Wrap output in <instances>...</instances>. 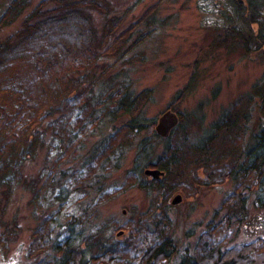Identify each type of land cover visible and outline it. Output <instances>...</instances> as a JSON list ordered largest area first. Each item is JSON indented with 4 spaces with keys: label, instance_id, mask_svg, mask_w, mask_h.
<instances>
[{
    "label": "trees",
    "instance_id": "obj_1",
    "mask_svg": "<svg viewBox=\"0 0 264 264\" xmlns=\"http://www.w3.org/2000/svg\"><path fill=\"white\" fill-rule=\"evenodd\" d=\"M248 3L253 20L247 22H243L244 9L237 0H227L224 5L216 0L208 9L222 13L226 29L241 36L246 55L264 46V0ZM27 6L28 0H12L0 16V26L12 23ZM94 10L102 15L101 30ZM120 22L118 14H111L108 0H41L25 15L18 30L0 40L2 249L8 252L18 236L17 221L6 223L1 218L12 189L22 182L37 211L46 199L54 206L42 216L33 212L36 224L23 253L24 264H264V218L254 223L256 218L250 217L253 207L264 213V121L246 141L251 110L243 106L257 101L264 113V79L195 139L186 117L180 114L174 141L172 137L154 155L151 142L160 139L154 129L156 118L147 119L142 111L150 90L137 92L126 78L118 81L114 75L99 84L102 49ZM253 23L258 24L257 30H251ZM133 25L115 36L122 37V47L129 44ZM145 35L140 33L128 48L138 45ZM120 121L125 124L117 125ZM101 125H112L113 131L102 138ZM141 133L127 179L133 178L147 196L166 201L188 183L187 170L192 173L194 165L207 173L211 168V176L233 183L205 230L184 248L171 232L167 201L158 211L156 205L150 206L130 223L98 216L99 206L121 189H104L107 172L118 166ZM99 134L100 140L80 168L61 166L80 155L85 139ZM43 147L45 167L29 182L23 178L21 166L35 159ZM148 169L159 170L164 177L148 180L144 175ZM253 186L257 188L254 192ZM72 198L78 208L71 211L67 208ZM81 202L86 203L82 209ZM250 224L260 226L255 230L263 233L237 241L241 228ZM125 232L126 237L119 238Z\"/></svg>",
    "mask_w": 264,
    "mask_h": 264
},
{
    "label": "rangeland",
    "instance_id": "obj_2",
    "mask_svg": "<svg viewBox=\"0 0 264 264\" xmlns=\"http://www.w3.org/2000/svg\"><path fill=\"white\" fill-rule=\"evenodd\" d=\"M39 1L41 0H28V6L20 17L12 23L1 25L0 40L18 30L25 15ZM108 1L111 14H118L121 22L102 49L104 54L98 68L99 84L114 75L118 81L126 78L137 92L150 90V96L142 103V111L147 119L156 118L155 131L160 116L171 110L179 117L180 114L186 117L190 136L195 139L239 98L250 93L255 84L263 81L264 46L261 50L246 55V47L242 46L241 36L226 29L222 13L209 12L210 4L216 0ZM218 1H221L222 5L227 4V0ZM237 1L244 9L243 22L253 20L248 0ZM11 2L12 0H0V16ZM93 15L97 28L101 30L104 24L102 15L96 10L93 11ZM152 20L157 22L153 24ZM132 23L133 35L126 45L138 40L140 33L146 35L139 39L138 45L128 48V44L122 47L120 41L122 37L116 39L115 36L121 34L123 30L126 33V28ZM257 28L258 24L253 23L251 30ZM103 67L107 69L102 70ZM97 89L99 90V87H96ZM256 104L257 101L243 104L251 110V118L247 122L245 134L246 141L250 140L252 132L259 123L264 121V113ZM202 115L203 120H201ZM123 124L125 122L120 121L117 125ZM174 128L167 136L159 135V140L151 142L152 154L155 155L165 149L168 140L172 142V137L174 141ZM112 131V125H101L99 128L102 138ZM48 134L51 135V132ZM141 137L143 133L135 137L133 146L120 159L118 166L107 172L104 189L111 187H121V189L107 203L99 206L98 216L100 219L109 217L130 223L133 219H137L139 213L147 212L150 206L156 205L158 211L167 201L172 219L171 232L179 241L180 248H184L205 230L206 224L214 217L226 193L232 190L233 183L222 176H211V168L207 173L205 168L194 165L192 173L190 168L187 170L188 183L173 191L166 201L163 197L151 198L133 178L127 179L128 171L135 164L136 145ZM99 140L100 134L85 139L80 155L70 158L61 166L75 164V167L80 168ZM45 156L46 150L43 147L39 149L35 159H28L22 164L21 172L24 179L31 182L38 178L40 171L45 167ZM144 175L148 180L164 177L159 170L154 174L147 173L146 170ZM22 184L21 182L12 189L8 206L1 218L6 223L17 221L18 236L13 238L14 243L10 245L8 252L0 245V264H24L23 253L30 239L32 227L36 224L33 212L37 210L31 202L30 191ZM256 189L255 186L252 187L253 192ZM177 195L181 196V200L174 204L172 200ZM48 202L46 199L45 205L37 211L39 216L54 208ZM76 202L72 198V203L68 204L67 209L71 211L77 209ZM85 202H81V209L85 206ZM250 217L256 218L254 223H259L264 218V213L253 207L250 210ZM258 227L260 226L256 227L254 224L243 226L237 241H246L258 232L263 233L262 230L258 232L255 230ZM126 235L127 232L120 234L119 238L124 239Z\"/></svg>",
    "mask_w": 264,
    "mask_h": 264
},
{
    "label": "water",
    "instance_id": "obj_3",
    "mask_svg": "<svg viewBox=\"0 0 264 264\" xmlns=\"http://www.w3.org/2000/svg\"><path fill=\"white\" fill-rule=\"evenodd\" d=\"M180 122V117L176 112H173L171 110L166 111L163 113L158 121V124L156 125V132L160 136H167L172 128L178 125ZM155 173L156 170L151 171L147 170V173ZM181 200V196L177 195L173 200L172 203L176 204ZM122 233V232H119Z\"/></svg>",
    "mask_w": 264,
    "mask_h": 264
}]
</instances>
